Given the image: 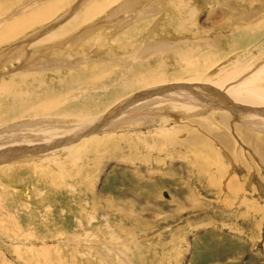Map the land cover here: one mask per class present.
<instances>
[{
  "label": "rangeland",
  "instance_id": "374dc122",
  "mask_svg": "<svg viewBox=\"0 0 264 264\" xmlns=\"http://www.w3.org/2000/svg\"><path fill=\"white\" fill-rule=\"evenodd\" d=\"M17 1L22 4L24 1L30 0ZM38 1L35 3L36 5H32V10L25 14L23 13L29 9L24 8L26 4H22L23 6L18 7V10L17 8H7L2 12L0 11V25L3 26H0V31L4 30L14 17L23 18L31 15L39 7L53 0ZM187 1V8L186 6L184 8V23H187L186 27L190 29H187L189 32L187 35L190 38H193L191 34L198 29L208 31L212 21L215 26L221 21L224 22L223 20L229 15L224 17L221 9H224L225 3L227 7H231L229 2H232L231 0H224L225 3L217 7L223 0H198L201 4L197 7L190 0ZM262 1L264 5V0ZM83 2L84 0H69L61 4L59 12L56 11L57 13H53L42 23L29 26L19 36L7 40V43L15 40L14 42L19 41L23 44L26 41H20L26 37L23 40H30V46L37 42L39 45L40 40L48 35L44 33L54 26L52 23L55 20L71 11L68 12L69 14L67 13L69 16L66 19L69 20L74 14L82 10L83 6L80 4ZM114 2L116 1H109L105 9L107 10L108 6ZM134 2L135 0H132L129 5L134 4ZM254 2L257 5H262L259 0H254ZM0 3H6V1L0 0ZM139 3L141 4V2ZM164 4L162 6L167 5V0ZM133 6L131 8L138 7L136 4ZM195 7H197L195 11L198 12H195L196 17L193 19L191 15L194 13L192 11ZM216 7L217 9H215ZM249 7L251 6L247 5L245 8L248 9ZM14 9L18 11V14L14 13ZM106 10L101 15L103 17L99 15L93 17L94 19L92 18L78 27V30H74L71 35L93 23H96L95 26L98 27L104 21L113 22L115 17L112 19L107 15L108 13L104 14ZM237 10L232 9L234 13ZM119 11L123 12L122 9ZM5 12L7 13L5 14ZM22 14L23 16H21ZM107 16L109 18H106ZM98 17L100 19H97ZM140 17L136 16L120 30L116 29L118 27L116 26L106 29V32L99 35L97 33L103 31L99 30L100 27L95 29L94 31H97L94 34L95 39L88 34L81 46L78 47L75 42L74 47L66 48L65 52L62 51L61 54H58L55 64H61L59 67L52 71L53 66L44 69V72L35 73L36 77L28 76L21 80L15 78L16 75L11 73L17 72V68L20 66L18 61L14 60L15 62L11 64L7 62V67L3 61L2 69L0 68V82L8 83V80L11 79L10 81H13L12 84H9L11 91L21 94H25L27 91L28 98L23 96V99L20 100L25 101L24 103L28 106L39 105L44 101L60 102L61 100L68 107L88 106L97 101L95 105H104L105 98L109 100L110 97L111 99L121 97L120 100L111 104L104 113L99 114L97 119L92 121L93 123L102 120L109 111L117 114V106H120L122 101H127L128 97H133L135 93H138V90L131 91L133 89L130 86L122 88V85L118 87L115 84H109L107 88L101 89L99 83L91 80V77L95 75L90 72V75L85 73L81 79L76 80L77 82L74 81L72 76L77 75L78 72H73L71 75L63 64L70 59L66 58L68 52H71L69 56L78 57L80 60L81 56L79 55L82 52L84 54L92 53L90 50L100 48L98 51H93L95 54L92 53L88 62H93L102 68V73L111 70L104 73V80L100 82L102 84L113 83L121 76L124 79L126 77L128 79L134 74L137 76L139 73L137 69H147V75L155 72L163 75L164 78L168 77L166 80L171 79L169 76H173L179 71L175 67V61L179 55L177 56L175 53L188 52L189 48L198 50L192 53L196 58L202 53L208 54L209 52L208 55H210L212 53L210 51L215 52L218 56L219 63L209 68L208 77L211 78L217 76L218 67L223 65L225 69H232L237 60L239 62L246 61L253 55L256 56L257 60L262 58L263 53L260 51H264V38H260L258 35L249 40L248 43H241V46L231 45L233 40L239 41V36L246 32L241 30L242 33L235 37L233 35L236 34L237 30L233 28L225 29L226 32L217 31L218 35L221 34L224 39V41H218L220 43L217 46L208 42H187L179 48L167 51L163 48L162 42L169 38L177 40L176 36L183 35L173 29L169 30L168 33L156 32L157 29H153L151 34L147 36L146 31L152 27L153 23L147 22L149 27L146 28L145 25L138 24ZM95 19L97 20L94 21ZM63 20L61 18L62 22ZM136 20L138 21L132 24ZM162 20L165 22L163 15L157 25L160 28L163 24ZM61 21L60 23H62ZM100 22L102 23L100 24ZM95 26L93 27L95 28ZM39 29L43 30L38 35ZM130 29L134 31L132 34L129 33ZM215 32L213 31L212 34H216ZM26 34L29 35L25 36ZM213 35L211 38L216 40ZM80 38L83 40V37ZM149 38L151 45L146 48ZM7 43L5 42L6 45ZM136 45L144 48L145 51L154 53L153 58H150L148 62L143 60L132 64L133 66L129 65L132 67L129 71L126 65L114 62V60L109 63V60L101 59L106 50L111 51L115 58H120L119 56L126 53L133 55L136 53ZM0 47H4V45L2 44ZM5 53L4 55H6ZM77 63L80 64L79 67L82 66V61ZM263 63L264 56L253 65L254 67L252 66L249 73L243 72L244 74L238 82L241 78L242 80L247 78L254 69L257 70ZM104 66L105 69L103 70ZM85 69L86 67H82L77 71L82 73ZM19 70L22 71V68ZM88 77H90L89 80ZM188 78L185 80H190ZM127 84H130V79ZM208 84L212 85L210 82ZM17 87L18 89H16ZM156 89L153 87V89L147 88L144 91L154 93ZM118 90H120L119 93H117ZM128 91L130 92L127 93ZM59 92H62L61 95ZM203 92L208 93L205 90ZM163 94H167L168 97L177 96L171 91L170 93L165 91ZM155 95L159 96L157 93ZM6 99L4 100L5 104H9L10 101L8 102ZM0 103L3 104V102ZM13 106L14 103H11L9 108ZM218 111L213 116H217ZM165 113L166 111L162 112L164 116L174 119L166 122L163 120L162 114L156 117H147L150 120L148 123L150 127L143 125L138 128V132H133L131 135L130 128L127 131L126 129L119 130V132L121 131L120 134L106 132L108 134L106 135L100 133V135L118 139L115 141L117 148L114 150L121 156L116 158L106 156V149L85 151L82 158L75 163L72 162L69 154L65 153L61 159L63 161L56 165L55 163L51 165L48 158L43 160L42 164L35 165V162H16L14 158H11L12 156L1 157L0 216H6L5 213L9 210L11 215L6 216L8 221L5 217H0V264H264V214L260 211L261 208L264 210V165L261 156L259 154L252 155L253 153L249 150L243 135H240L235 128V142L233 144L224 143L229 151L224 149L222 144L219 143L218 145L214 139L219 138L225 129L218 122L220 120L215 119L216 117L213 120H218L217 124L213 121L212 123L209 122L212 129L206 131L204 125L200 127L197 123L205 120L203 119L204 116L203 118L201 116L197 118L185 117L188 114L187 110L179 112L180 114L170 111L168 113L170 116ZM134 114L136 115L134 117L138 119L137 112ZM127 115H132V113ZM31 120L33 118H14L5 125L1 124L0 131L4 132L10 127L18 125L23 128L31 127L32 124L28 125ZM192 120L194 123L191 124ZM243 120L244 118L241 119V121ZM179 126L182 129L172 132L171 128ZM238 126L241 129H246L243 124ZM251 126L253 127V125ZM254 128L256 127H253V130ZM15 129L10 130L14 131ZM17 129L19 131L20 128ZM253 130L249 131L255 132ZM98 131L99 129L90 137L99 138L100 136L97 137ZM84 134L77 137L60 136L58 140L66 138L65 141H69L70 137L77 138L76 143L85 140V138L89 140L90 137L84 136ZM257 134L263 136L264 133ZM143 138L153 145L156 142L158 144L151 148L147 142H144ZM70 143L76 144L73 141ZM196 144L199 146L197 147ZM236 144L242 147L239 148ZM203 152L214 157H206ZM10 153L13 154L14 151ZM56 155L59 156V154ZM236 159L244 160L246 168L236 165ZM257 160L259 161L257 162ZM216 164L220 165L221 168L215 166ZM34 168H36V174ZM43 170L48 172L47 175L42 176L40 174ZM204 170L206 174L201 173ZM216 171L220 174H216ZM61 174H65L66 182L59 178ZM54 176H59V180H56L59 183L49 184V180L54 179ZM207 179H210V186L205 183ZM237 180L240 182V188L233 189L231 184H235L238 182ZM165 193L168 197L164 196ZM11 217L14 219L12 220ZM14 220L15 222H13ZM19 222H23L21 225H25L24 230H17L12 226L19 225ZM221 228L242 235H238V237H243L247 242L256 246H250L244 241H229L224 233L217 231Z\"/></svg>",
  "mask_w": 264,
  "mask_h": 264
},
{
  "label": "bare ground",
  "instance_id": "6f19581e",
  "mask_svg": "<svg viewBox=\"0 0 264 264\" xmlns=\"http://www.w3.org/2000/svg\"><path fill=\"white\" fill-rule=\"evenodd\" d=\"M5 1L6 3H0L1 12L7 8H10V9L17 8L18 10V7L26 4L24 8L27 7L29 9L23 13L25 14L27 12H30V10H32L31 9L32 5H34L38 0H30L27 2L24 1L22 3L23 5L21 4L20 1H17V0H5ZM68 1L69 0H53L51 2L49 1V3L46 1L47 3L46 4L44 3L45 5L39 7L37 11L35 12L32 11L33 13H31V15L25 16L23 18L14 17V19H11V22L5 26L4 30L0 31V45L2 44L4 45V47H0V68H1L3 61H5V67L8 66L7 62L8 64L9 63L11 64L15 61H18L20 66L17 68V72L11 73V74H15L16 75L15 78H18L20 80L28 76L36 77L35 73L38 74L40 72H44V69L45 70L49 69V67L51 66H53V68H51V71H52L53 69L61 65L59 63L55 64V60L57 59V56H59L58 54L62 51L65 52L64 50L66 48L70 49L72 48V46L74 47L75 42L78 47L81 46L85 38L88 37V34L93 36V38L95 39L94 34L97 31H94V30L99 27H100L99 30L101 29L103 31V32H98L97 34L99 35L101 33L106 32V29L115 28L116 26H118L116 29L120 30L121 28L126 26L130 22V20H133L134 18H136V16H141L139 19L140 23L138 24L145 25L146 28L149 27L147 25L148 24L147 22L151 24L153 23L152 27L150 29L148 28L146 31L147 36L151 34L153 29H157L155 30L156 32L162 31L163 33H168L169 30L173 29V30L179 31L180 34L183 35V36H176L177 40L169 38L168 40L163 41L162 46L167 51L169 50L172 51L174 50V48H179L182 45H185V43L187 42H192V43L208 42L212 44L213 46H217V44L219 45V43L222 40L224 41L221 34L218 35L219 33H217V31L226 32L225 29H232V28L237 30L236 34L233 35L235 37L236 35H240L242 33L241 30H244L246 32L245 33L243 32L239 36V41H237L236 39L233 40V43L231 45L241 46V43H248L249 40L257 37L258 35H260V38L261 37L264 38V5H263L262 0L261 1L259 0V3H262V5L255 4L254 0H231L232 2H229L231 7H227L224 0L223 2L220 1L222 3H219L218 5L216 4L217 7L225 3V7L224 9H221V12L222 14H224V17L227 15L229 16L226 17V19L224 20L222 19L224 22L220 20L221 23L216 26L214 22L212 21L213 24L212 23L210 24V28H208L209 29L208 31H202L201 29L196 30L197 28L196 27L195 28L196 31H194V33L191 34L193 38H190L187 35L189 33L187 29L188 30L190 29L189 27H186L187 23H184V20H185L184 8L188 3V1L186 2V0H167L166 6H162L166 2V0H135L134 4L138 6L136 8H131V7H134L133 6L134 4L132 3H131L132 5L131 4L129 5V3L132 2V0H84L83 4L82 3L80 4L83 6L82 10L78 12L76 11L77 13L74 14L72 17L70 16L71 17L70 19L68 17L69 20H67L66 18L67 16H69L68 14L71 11L70 12L68 11L69 13L67 12L68 13V14L66 13L67 15L65 14L61 16L60 18L55 20L54 23H52L54 24V26L44 33V34H48L47 36H45L42 39L40 38L41 40H40L39 45L37 42L34 45H32L33 46L32 47L30 46L31 43H29L30 40H23L26 38L25 36L29 35L30 33L26 34L24 36L25 38L23 39L21 38L22 40L20 42L26 41L23 44L19 43V41L14 42L15 41L14 39H13L14 41L7 43V40L19 36V34H21L25 29H28L29 26L38 24L40 22L42 23V21L47 20L49 16H51L56 11L59 12V8L61 7V4L68 2ZM109 1H116V2L108 6L106 10L105 7ZM190 1L191 3H194V6L201 4L199 3L198 0L196 1L190 0ZM139 2H141V4ZM247 5H250L251 7H249L248 9L245 8ZM197 7L194 8V11H192L194 12L191 15V18L193 19H195L196 17L195 10ZM217 7L215 9H217ZM120 9H122L123 12H120L119 11ZM232 9H238V10L236 11V13H234ZM105 10H106V13L104 14L108 13L107 15H109L112 19L115 17V19H113L114 20L113 22H110V21H104V23L100 22V24L101 23L102 24L99 25L98 23L99 25L98 27L95 26L96 23H93L92 25L85 26L83 29L81 28L82 30L71 35L74 30H76L81 25L87 23L93 17L95 18L97 15H99L100 17H103L101 15L103 14ZM118 11L119 13H117ZM6 13L7 12H5V14ZM14 13L18 14V11L15 10ZM23 14L21 16H23ZM162 15L165 18V22L162 20L163 24L160 28L157 25L159 24L158 21L160 20ZM100 17H98L97 19H100ZM61 18L62 20L64 18L63 22L61 21ZM106 18H109V17L107 16ZM97 19H95L94 21H96ZM60 21L62 23H60ZM137 21L138 20H136L132 24L136 23ZM58 23L60 24L57 25ZM52 24L51 25L49 24V26H52ZM93 26H95V28ZM43 29H39V32H37L38 35ZM213 31H216L215 32L216 34L213 35L212 34ZM132 32L134 31L130 29L129 33L132 34ZM49 33L51 34L49 35ZM210 34H212L216 40H213L211 38L212 35ZM80 37H83V40ZM5 42L7 43V45L5 44ZM263 42H264V39H263ZM150 45H151V40L149 38L148 42L146 43V48H148ZM135 49H136L135 54L133 55H127L128 53L122 54L121 56H119L120 58L113 57L111 54V51L106 50L104 51L102 55L103 58L101 59L106 60V61L109 60V63L110 62L112 63L114 60V62H118L120 64L126 65L129 71L132 68L131 66L129 67V65H132V64L134 65L135 63L141 62L143 60L148 62L150 58H153L154 53H150L148 52V50L145 51L144 48H140L138 45H136ZM98 50H100V48H96L90 51H92L94 55L95 53L93 51H98ZM246 50L248 49L246 48ZM193 51L196 52L198 50H193L189 48L188 52H185V53L178 52V54L175 53L177 56L179 55V57L175 61L176 62L175 67L179 71L177 72V74L173 76H169L171 77V79L169 78L168 80H166L168 78L167 76H166L167 78H164L163 75L157 74L155 72H153L152 74L150 73L151 75H147L148 73L147 69H139V70L137 69V71H139L137 76L134 74L133 76L128 77V79H126L127 78L126 77L125 78L126 80L124 79L123 76H121L120 79L115 80L113 83L106 82L105 84H102L100 82H103L104 80V75H105L104 73H106L107 71H111V70H107L106 72L102 73V70H101L102 68H100L99 66H96V64L93 62H88L92 53L88 52L84 54L82 52V54L79 55L81 56L79 60L78 57L76 58L73 56H69L71 52H68V57L66 58H70V59L67 60L63 64H64V67L67 68L68 70L67 72H70L71 75L73 74V72H76V73L78 72L77 75L72 76V79L73 80L75 79L74 81L81 79L82 75L85 73H88L89 75L90 73H92V75H95V76L91 77V80H95L96 83H99L98 85H100L101 89L107 88L109 84L110 85L115 84V85H118V87L122 85V88H126L130 86V88L133 89L131 91L138 90L137 91L138 93H135L133 97L131 96L130 98L128 97L127 101H124V102L122 101V104L118 103L120 106H117V112H118L117 114H114L111 111H109L105 114L102 120H97V121H94L93 123L92 121L97 116H99V114L104 113L106 109H108L109 106H111V104L120 100L121 97H113L112 99L110 97L109 100H106L107 98H105L104 105H95L98 102L97 101L95 102V104L91 103L88 106H78L75 104L76 106L68 107V106H65V103H63L61 100L60 102L58 101L57 102H45L44 101L39 105L28 106V104L24 103L25 101L23 102L20 100V99H23V96L27 97V91H25V94H21L20 92L15 93L13 92V90L11 91L9 89L11 86L9 84H12L13 82V81H10L11 79L8 80L9 81L8 83L0 82V102H3L2 105L0 103V109H1L0 126L1 124L5 125L6 123H9V121L14 120V118H18V119H22V118L25 119L26 117L33 118V120H31L28 123V125L32 124L31 127L28 126V128H23L20 125H18V126L10 127V129L13 130V128L14 129L20 128L19 131L18 129L17 131L16 129L14 131H11L10 129H7L4 132L0 131V158L6 157V156H12L11 158H14L16 162H22V163L35 162L34 163L35 165L42 164L43 160H46L48 158L49 163L51 162V165L52 163H55L56 165L63 161V160L61 161V159H62L63 154L65 153H68L72 162L75 163L80 158H82L83 152L85 151L91 152L93 150H101V149H106V153H105L106 156L109 155V157L116 158L117 156H121L120 153L114 150L117 148L115 146V141H117L118 139L116 138L117 139L116 140L110 136H106L108 135L106 134V132H109L110 134L111 133L120 134L121 131L119 132V130L126 129L127 131L130 128V135H131V133L133 132L134 133L138 132V128H141V126L143 125L150 127V125L148 124L150 123L149 122L150 120H148L147 117L160 116L162 112L164 111H166L165 114H168L170 113V111L171 112L175 111L179 113V112H185L187 110L188 114H186L185 117L189 116L190 118H197L201 116V118H203L204 116L203 119L205 120L197 122V123L198 125H200V127L204 125L206 131H209L212 129L211 128L212 125L209 124V122L212 123L213 121L214 123L217 124L218 120L217 121L213 120L215 117H216L215 119L220 120L218 122H220V124L224 127L225 132L222 133L221 136H219V138H217L218 141L217 139H214V140L215 142L218 143V145L219 143L222 144L224 149L226 148L228 150V148L224 145V143L233 144L235 142L234 141L235 139L234 128H235L236 131L240 135H243L244 140L247 142L249 146L248 147L249 150H251L253 153L252 155L259 154L263 161L262 164L264 165V134L263 136L262 134L261 135L257 134V133H264V108H263L264 107V63L261 64L257 68V70L254 69V71H252L250 75L247 76V78H245L244 80H242L241 78L240 82H238L239 78L242 77L244 73H247V72L249 73L250 70L252 69V66L255 65V63L258 60L263 58L264 51H260V53H263V54H262V58L258 60L256 59V56L253 55L251 58H249V60L240 61V62L238 60L235 61L233 64V68L231 67L232 69H225L224 65L222 67H218L217 69L218 74L214 78L208 77V73L210 71L209 70L210 67H213L214 64L219 63V60L217 58L218 56H216L215 52L209 50L210 52H212L210 55H208L209 52L208 54L202 53L201 56H197L196 58L192 55ZM4 53L6 55H4ZM62 55L64 56V54ZM63 56L61 58H63ZM78 61L79 62L82 61L81 63L82 66L79 67L80 64L78 65L77 63ZM60 63H61V60H60ZM82 67H86V69L82 71V73L77 71L80 68L82 69ZM21 68H22V71L19 70ZM104 69H105V66L103 70ZM189 76L190 78H188ZM89 78L90 77H88V80ZM187 78L190 80L186 81L185 79ZM129 79H130V84H127V81ZM172 82L174 83L170 84ZM209 82L212 85L208 84ZM18 87L16 89H18ZM153 87L157 88L156 90H154V93L144 91L147 88L153 89ZM204 90L207 91L208 93H204L203 92ZM165 91L168 93H170L171 91L172 94H176L177 96L168 97L167 94L166 95L163 94ZM119 92L120 90L117 91V93ZM129 92L130 91H128L127 93ZM61 93L59 92L60 95ZM155 93H157L159 96H156ZM153 95L155 96L150 97ZM101 98L104 99V97L102 96ZM5 99L8 102L10 101V103L5 104L4 102ZM11 103H14V106L9 108V105ZM217 110H219L218 115L213 116ZM134 112H137L138 119L134 117L136 116ZM129 113H132V115H127ZM128 116H131V117H128ZM243 118L244 120L241 121V119ZM151 119L153 120V118ZM170 119H174V118H171L168 116H164L163 118V120L166 122L170 121ZM190 123L191 124L194 123L193 120ZM241 124H243V126H245L246 129H241L238 126ZM251 125H253V127H256V128H254L253 130V127ZM133 127H135L136 129H134ZM98 129H99L98 131L99 135L97 134V137L98 136L100 137L97 139H93L92 137H90L92 134L96 133ZM180 129H182L180 126L171 128L172 132L180 130ZM249 130H253L256 133L249 131ZM83 133H85L84 136H89L90 139L87 140V138H85V140L83 139L81 142L76 143L77 138L74 139L73 137L80 136ZM100 133L106 134V135H100ZM66 135L73 136V137H70V139H68L69 141H65L66 138L64 139L62 138L63 140H58V137L60 136L62 137ZM151 139L153 140V138ZM71 141H73V143L75 142L76 144L73 145L72 143H70ZM144 142H147V141L144 139ZM215 142L213 143L217 145ZM133 143L135 142L133 141ZM147 144L148 146L152 148L158 143L156 142L155 145H153L152 143L147 142ZM241 144L243 145V143ZM57 146L58 148H56ZM196 146L198 147L199 145L196 144ZM237 146L239 148L242 147L241 145H237ZM216 150H217V146H216ZM11 151H14V153L13 154L10 153ZM56 154H59V156L57 157ZM203 154L206 155V157L207 156L211 158L214 157L205 152H203ZM236 161H237L236 165L242 166L241 168H246V166L244 165L245 164L244 160L239 161L238 159H236ZM258 161L259 160H257V162ZM215 166L220 167V165L218 164H216ZM41 169H44V168H41ZM45 169L47 168L45 167ZM34 171H35L34 173L36 174L37 172L36 168H34ZM218 171H216V174L220 172ZM47 173L48 172H46V170H43V172H41L40 174L43 176V175H47ZM201 173L206 174V171L205 170L201 171ZM58 177L59 176L57 177L54 176L53 177L54 179L49 180L50 181L49 184L50 183L52 184L54 182L59 183V181H56V180H59V178L66 182L65 174H61V177L59 178ZM205 183L207 184V186H210L209 185L210 179H207V182ZM239 183H240L239 181L236 182L235 184L232 183L231 185L233 186V189H236V188L239 189L240 188ZM183 191H181V193ZM164 196L168 197L167 193H165ZM261 209L260 211L264 214V210H261ZM5 214L6 216H8L10 214V210L6 212ZM6 216H3V217L0 216V217L2 218L5 217L6 219ZM13 219L14 218H12V220ZM12 220L10 221L12 222ZM15 220L13 222H15ZM21 223L23 222H19L20 226L16 225L17 224V221H16L15 226L14 225L12 226L15 227V229L17 230H24L26 227L25 225H21Z\"/></svg>",
  "mask_w": 264,
  "mask_h": 264
},
{
  "label": "crops",
  "instance_id": "0c3cea01",
  "mask_svg": "<svg viewBox=\"0 0 264 264\" xmlns=\"http://www.w3.org/2000/svg\"><path fill=\"white\" fill-rule=\"evenodd\" d=\"M217 231H219L220 233H224L225 235V237H228L229 238V241H232V242H239V241H244L246 244H248V245H250V246H254L255 244H250L249 242H247L246 241V239L245 238H243V237H238V235H237V233H234V232H230V231H228V230H224V228H221V229H219V230H217ZM239 236H242V235H239ZM256 246V245H255ZM260 247V246H259Z\"/></svg>",
  "mask_w": 264,
  "mask_h": 264
}]
</instances>
